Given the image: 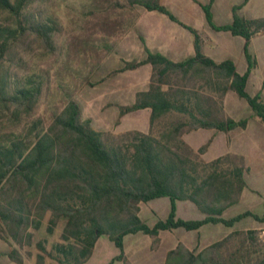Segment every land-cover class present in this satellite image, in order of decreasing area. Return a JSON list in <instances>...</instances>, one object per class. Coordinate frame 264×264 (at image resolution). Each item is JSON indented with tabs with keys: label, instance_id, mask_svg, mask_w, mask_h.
Masks as SVG:
<instances>
[{
	"label": "trees",
	"instance_id": "1",
	"mask_svg": "<svg viewBox=\"0 0 264 264\" xmlns=\"http://www.w3.org/2000/svg\"><path fill=\"white\" fill-rule=\"evenodd\" d=\"M49 1L0 0V239L10 238L17 246L6 256L23 264L30 253L24 256L20 250L29 245L47 215L49 235L59 221L63 226L50 250L44 240L36 243L34 264H85L101 236L119 250L107 264H129L123 251L127 235L148 236L156 246L162 231H197L208 224L232 228L246 218L263 224L264 213L244 211L224 217L245 190L256 193L245 179L249 168L244 156L228 152L205 162L201 156L213 139L195 151L182 138L200 129L225 134L245 130L250 116L235 120L225 113L229 91L264 123L261 91L253 96L246 92L257 66L250 43L264 32V17L247 19L237 14L248 0L232 8V21L224 25L214 22L213 0L199 3L212 30L244 40L243 74L231 59L216 62L207 57L197 31L181 23L159 0H105L107 11L127 4L139 6L167 16L193 35V55L179 62L145 48L143 59L123 60L119 70L109 73L151 67L147 89L137 92L131 104L114 105L117 124L127 114L149 110L148 130L117 136L93 129L71 98L52 112L49 122L38 114L49 91L51 68L30 63L39 56L58 54L57 38L64 31L60 19L41 8ZM95 2L89 6L96 7ZM92 8L83 16L93 17ZM159 198L169 199V214L148 226L139 217V205ZM177 201L190 202L204 217L178 218ZM258 235V230L232 232L199 252L178 243L167 252L165 264H264V238Z\"/></svg>",
	"mask_w": 264,
	"mask_h": 264
},
{
	"label": "rangeland",
	"instance_id": "2",
	"mask_svg": "<svg viewBox=\"0 0 264 264\" xmlns=\"http://www.w3.org/2000/svg\"><path fill=\"white\" fill-rule=\"evenodd\" d=\"M91 1L50 0L46 5L45 3L47 2L40 4L41 8L44 7L60 19L64 26V31L63 35L57 38V42L60 45L58 54L48 55L43 58L39 56L30 63L32 66L36 63L42 68H51L49 91L42 100L38 114L49 122L52 112L62 108L67 100L71 98L79 104L82 118L90 119L91 126L97 131H105L117 136L136 129L146 130L149 126L146 116L136 117L137 113L135 112L122 117L117 124L118 110L114 106L115 104L128 105L133 103L130 100L133 91H130L129 87L131 84L139 82L138 88H143L147 79L145 76L140 78L139 75L145 74L146 70L117 72L109 75L110 72L119 70L123 66V60H141V55L137 51H131L130 49V37H134L135 33L134 28L130 27L129 21L134 17L136 11H140L142 7L134 6L130 8L127 4V8L107 11L103 7L106 4L105 0H96V7L93 8L89 6ZM241 2L242 0H216L214 9L215 23L218 25L229 24L232 21L231 7L239 6ZM164 4L176 18L184 23L186 22L191 27L198 29L200 22L204 21L201 13V17L199 13L198 17L193 14L189 15V13L185 15L182 13V15L172 5ZM88 7L94 10L93 17L86 18L83 16ZM156 14L169 21L166 16L157 12ZM237 14L245 18L264 17V0H252L248 6L240 9ZM172 25L191 37L187 31L179 28L175 23H172ZM227 36L233 38L237 45L244 42L241 37H232L229 33L218 32L219 47L216 49V55L221 58L225 56L222 55L221 48L224 42L227 45L229 42L226 40ZM237 45L233 48L234 54L230 58L235 63L238 72H240L245 69L246 62L242 54V48L240 47L238 51ZM249 49L257 61V66L248 79L246 92L253 96L258 91H261V98L264 103V88H262L264 77V32L252 38ZM101 79H104V81H101ZM224 99V110L227 116L235 120L247 116L251 117L245 130H234L230 134L231 139L229 134H226V139L231 152H239V154H244L247 157L252 169L250 175H246L247 183L252 190L256 191V193H252L249 190H245L241 201L226 211L224 217H232L244 211H250L255 215L261 216L264 213V123L259 118L252 116L248 105L245 101L239 99L235 93L229 91ZM202 138L197 135L196 144L202 142ZM221 140L222 136H219L215 145L207 151L206 155H202L205 160L214 159L220 154L224 148ZM188 203H179V214L183 220H185L184 218L187 215L180 209L183 204L188 205ZM139 206V217L148 226L154 225L158 220H164L170 211L168 198H159L142 203ZM198 215L191 212L188 217H192L193 219L191 220H194L198 218ZM48 218L49 216L47 215L41 228L33 232V238L29 245L20 250L24 256H26L27 252L30 253V256L26 257L25 260L34 262L38 253L35 246L37 242L44 240L45 248L50 250L51 246L59 241L63 221H59L53 233L49 235L46 232ZM248 220V226L251 230H256L255 228L258 226L263 227V225L255 223L251 218L244 220L240 225L247 223ZM217 226L221 232L229 230L222 225ZM179 231L184 232L185 230L179 229ZM258 231L260 240H263L264 228ZM7 239L12 241L10 238ZM190 240L193 241V239ZM12 243L17 247L13 241ZM156 246H153L151 239V248L154 249ZM3 247L4 244L0 242V249ZM116 253L119 252L114 244L105 236H101L97 240L96 250L89 264H107ZM124 258L126 259L125 256ZM4 261L0 258V264H4ZM126 261L132 264L127 259ZM117 262L123 264L122 261ZM46 263H49V261L46 260Z\"/></svg>",
	"mask_w": 264,
	"mask_h": 264
},
{
	"label": "crops",
	"instance_id": "3",
	"mask_svg": "<svg viewBox=\"0 0 264 264\" xmlns=\"http://www.w3.org/2000/svg\"><path fill=\"white\" fill-rule=\"evenodd\" d=\"M196 1L197 2H195L193 0H159V3L163 6L166 5L164 3H167L168 5H172L173 8L180 11L181 14L184 13V15L186 13L187 14L189 13V15L193 14L196 16L198 15V13H199V15H200V13H201V15L203 14L204 21H201V19H200L201 22L199 24L200 26L198 27V29L189 26L188 24H186V22L184 23V22H182V20H180L178 18L177 19L181 23H183L184 25L189 26V27H191L197 31V33L199 34V36L203 40L202 50H203V53L207 57L211 58L212 60H214L216 62H221L225 59H231L230 56L234 54L233 48L237 45V43L234 41L233 38L227 36L226 40L229 41L228 45L226 42H224L223 47L221 48V53H222V55H225V56H223V58H221V57L216 55L217 54L216 49H218V47H219L218 32L212 30L207 25V23L205 21L204 12H203L201 6L199 5V3L200 4H206V3H208L209 0H196ZM251 1L252 0H248L247 4L243 8L248 6L251 3ZM215 7H216V0H213L211 12L213 15L214 22H215V15H214ZM233 7H231V11H232ZM161 15H163V14H161ZM201 15H200V17H201ZM163 16H165V15H163ZM132 19H133V22L131 23L130 27L134 28L135 35H134V37H130V41H131L130 49H131V51H137L139 53V55H141L140 56L141 59H143L145 57V48L148 49L152 53L162 54L174 62H179V61L193 55V52H194L193 35L188 30L181 27L179 24L169 20V18H168L169 21H167L166 19L157 15L155 11H147V10L142 8L140 11H138V10L136 11V13H135L134 17H132ZM247 19H254V18H247ZM171 22L175 23L179 28H182L183 30L187 31L191 35V37H189V35L187 33L185 34V33L181 32L179 29H177L176 27H174ZM221 25H224V24H221ZM232 37H234V36H232ZM240 47L242 48V54H243L244 42L239 43L237 45L238 51L240 50ZM235 67H236V65H235ZM143 69L146 70L145 74H142L139 76H140V78H143L145 76L147 81L145 83V86H143V88H138L139 82H135V83L130 85L129 89H130V91H133V94H131V97H130V100H132V101H134L135 94L137 92L145 91L148 87L149 77L151 74V67L149 65H144V66L136 69L135 71L138 72V71L143 70ZM245 69H246V67H245ZM245 69L243 71L238 72V69L236 67V71L239 74H243ZM140 78H138V79H140ZM227 95H228V93L225 95V98L227 97ZM120 98H122V97H120ZM224 101H225V99H224ZM135 113H137L136 117L146 116L147 122H149V114H150L149 110H141V111H137ZM147 129L146 130L136 129V130L141 131V132H147ZM231 133L232 132L229 133V138H230ZM196 134L203 137L202 142H200L199 144H196V136H197ZM219 136H222L221 142L223 143V146H224L223 150L217 156V157H219L225 153L231 152L229 150V144L227 142L225 133L215 132L213 130H202V129H200V130L192 131L188 134H184L182 138L193 150L196 151L209 138L213 139L210 146H209V149L212 148L215 145L217 138ZM259 142H260V140H259ZM206 153L204 155H206ZM232 153H239V152H232ZM241 155L244 156L246 165L249 168V173L246 174L249 176L252 169L249 165L247 157L244 154H241ZM202 159L205 162H209V161L213 160V159L205 160L204 156H202ZM246 175H245V179H246ZM246 181H247V179H246ZM244 192L241 195L240 201L242 199ZM179 203H186V201L185 202L177 201L175 203L176 215L178 218H181L180 214H179ZM189 203H188V205L183 204V206L180 209V210H182V212L185 215H187V216H185L184 219L185 220L193 219L192 217H188V215H191V212H194L197 215L199 213L197 219H202L204 217V215H202L199 211H197V209L195 208V206L193 204H191V203L189 204ZM228 210H226V211H228ZM197 219H194V220H197ZM246 219H249V218H246ZM246 219H243L240 222L236 223L234 227L228 228L229 230L227 232H221V231H219V227L217 225H211V224L205 225V226L201 227L200 229H198L197 231H184V232H182V231H179V229H175L172 231H162L158 235L159 244L154 249L151 248V239L148 236L137 235V234L127 235L123 239L124 256L132 264H165V257H166L167 252L174 249L178 243H182L191 251L199 252L203 248L211 245L212 243H215V242L223 239L224 237H226L227 235H229L232 232H245L247 230H251V229H249V226H248L249 220L247 221V223L240 225ZM255 223H257V222H255ZM257 224H259V223H257ZM259 225H263V227L258 226L257 228H255L256 230L257 229L261 230L262 228H264V223L259 224ZM190 239H193V241H191ZM0 242H2L4 244V247L0 249V253L3 254L2 256H0V258L5 260L4 264H15L6 256V254L10 250H12L13 248H16L15 245L9 239H7L6 241H3L0 239ZM95 250H96V244H95L92 256L90 257V259L85 264L90 263V260L92 259L93 255L95 253ZM118 252H119V250H118ZM118 254L119 253H116L113 257L117 256ZM23 264H34V262L32 260H24ZM114 264H121V263L115 262Z\"/></svg>",
	"mask_w": 264,
	"mask_h": 264
}]
</instances>
